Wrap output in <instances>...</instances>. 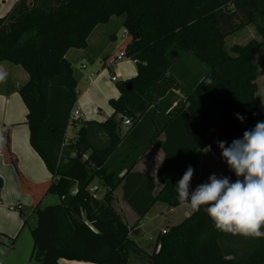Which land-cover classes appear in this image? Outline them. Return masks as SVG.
I'll return each mask as SVG.
<instances>
[{"label":"trees","instance_id":"obj_1","mask_svg":"<svg viewBox=\"0 0 264 264\" xmlns=\"http://www.w3.org/2000/svg\"><path fill=\"white\" fill-rule=\"evenodd\" d=\"M116 17L128 36L114 56L123 51L136 62L132 90L120 85V97L110 101L114 114L105 122H71L79 80L66 55L87 49L93 31ZM236 18L242 20L238 28L254 26L261 41L227 49L230 33L223 28ZM262 47L264 0H18L0 18V64L21 66L29 76L19 89L29 141L52 175L47 182L28 181L11 148L12 127L4 128L1 154L33 199L31 259L129 264L135 255L142 264H264V238L220 232L204 208L161 233L148 254L132 238L136 226L129 227L113 207L121 185L124 201L139 219L157 202L182 206L176 184L189 165L198 164V152L209 147L229 170L216 141L230 144L264 121L254 62ZM237 113L246 119L240 122ZM124 117L132 125L123 136ZM70 125H80L73 139L67 137ZM98 131L107 137L106 147L93 143ZM151 147L165 155L157 195L152 176L133 172ZM94 182L106 189L101 199L89 190ZM2 187L0 177V192ZM49 194L61 203L42 208Z\"/></svg>","mask_w":264,"mask_h":264},{"label":"crops","instance_id":"obj_2","mask_svg":"<svg viewBox=\"0 0 264 264\" xmlns=\"http://www.w3.org/2000/svg\"><path fill=\"white\" fill-rule=\"evenodd\" d=\"M17 1L18 0H0V18L7 15L10 12V10L13 8V6L17 3ZM98 27L90 35L88 39L87 49H84V51L82 52H77V51H74V49H72L67 53L66 57L68 58V56L72 54L80 55V57L86 58L89 62L93 64L99 61L101 65V69L110 70V68H105V64L107 65V63L111 61V59L109 58L111 56H114V54L117 52L116 47H113V44H112V41L116 42L117 35L113 33L110 37V36H107L108 35L107 33L103 36V41H101L99 36L95 34ZM127 59L131 60L129 58ZM124 61L119 62L117 65H120V67L116 71L114 70L111 73L116 74L117 72H119L122 75L121 77H123L124 79L130 78L128 80L130 81L133 77L137 75V66L135 69L129 63L128 67L130 70L127 73L126 68H124V65H126ZM133 62L136 65V62L135 61ZM83 66L84 64L81 67ZM98 75H99V71H97V75H95L94 77L90 76L91 78L87 80L89 82V85H88L89 87L87 86L83 93H81V91L79 90L80 98L78 97V102H79L78 104L80 105V107L78 106L77 109L82 110L83 111L82 116L84 115L88 118L85 121L102 123V122H105L107 119H109L114 114V109L111 106H110L111 109H109L107 105L105 104V101L109 100L108 103L110 105V101L112 99L119 98L120 94L116 92L113 86L112 87L110 86V91L104 97L103 100H96V99L91 100L90 98H88L89 93L91 94L92 92L91 90L93 89L92 87L96 84V82L94 83L93 81L97 80ZM79 79H80V76H79ZM28 80H29V76L27 72L21 66H17L9 62H3L0 64V177L3 180V187L0 192V264H25L26 263V261H24L25 255L23 256V254L20 255L23 258L21 259V261L20 260L17 261L13 258L15 256V253L17 252V249H15V243L13 240H15V237L17 236L21 226L23 227L24 225V222L20 215L24 213V212L22 213L21 211H25V207L23 204L24 203L29 204L33 212L32 196L22 191L20 187V183L18 182V179H17L16 168L13 165L7 163L1 154V141H2V134H3L4 128L9 127V126L12 127L11 148L14 154H16L18 158V169L24 175V177L32 183H43V182L50 181L52 178V175L50 171L48 170V168L46 167L44 161L42 160L40 155L33 149L29 141L30 130L27 124L28 111H27L24 101L22 100L19 94V89ZM128 81H121V79L120 80L118 79V82L115 84H117V87H118L122 84H125ZM91 84H93V86H91ZM94 87L95 88L93 91L97 89L96 86ZM119 91L121 93L120 87H119ZM177 95H180V93L177 92ZM94 104L98 106L100 111L104 110L103 112L101 111L102 114L104 115L108 114L109 116L107 115L106 118L99 119V115L97 114ZM176 105L177 103L174 102L171 109L174 108ZM105 110H106V113H105ZM125 127L126 126L122 125L123 136L127 132V129ZM96 135L98 137L102 136L103 139L105 138L108 144V140L105 134L99 131L96 132L95 135H93L92 141H94V136L96 137ZM160 139L163 140L164 136L162 135ZM153 149H155L156 151L155 159L153 158L154 152H151ZM212 153L215 155L213 151ZM164 157H165L164 152L159 147H151L143 155V157L140 159V161L136 164V166L133 169V172L148 174L154 178L155 187H156L154 191L155 195H157L163 188L162 183H161V178L158 177V171L163 164ZM147 159L152 160L153 162L151 161L150 163L147 164V165H150L149 169L143 170L141 169V167L143 166V162L145 163ZM217 159H218V162H220L218 157ZM196 166H194L193 168H195ZM230 176L232 179H234L235 177L234 175H230ZM195 177H196L195 180H192V183H191V188L194 190L197 185L203 183V180L205 179L206 176L201 179H199V177L197 176ZM119 192H120L119 197L121 199V204L123 207L122 210L124 214L126 215V217L122 215L121 218L124 220V222L129 227H131L132 225L136 223L141 222L143 219H139L138 215L124 201L122 185L116 190L115 195ZM98 193L101 194L100 197H98L101 199L105 195L106 189L100 187V190ZM115 195H114V198H115ZM46 197L47 195L43 198L42 202L44 201ZM42 202H41V205H42ZM19 205L22 206L21 210L19 211L10 210L11 207H17ZM154 206L158 207V209L160 207H163L165 208V210L164 211L158 210V212L156 211V215H154V218L152 219L153 221L158 220L157 216L163 217L162 220L164 221L174 220L176 219V217L173 219V217L171 218L170 215L171 214L175 215L177 212L179 213V209L181 210V208H183L182 209L183 214L182 215L178 214L177 216L178 218L181 217L182 219L180 218L178 219L180 221H177L171 226H167L166 227L167 230L173 226H177L181 224L185 219H187L193 213L190 208L184 205L179 206L177 208H169L166 205L157 202L153 205V207ZM152 208L150 209V211L152 210ZM32 212L30 213V215L32 214ZM146 216L144 218H146ZM139 228L140 226L136 230H138ZM163 230L164 229H162V231ZM157 239H158V236L154 239L156 241L155 248L157 245ZM16 244H17V240H16ZM11 254H12V258H10ZM18 254L20 253L18 252ZM59 264H94V263L77 262V261H69L66 259H61L59 260Z\"/></svg>","mask_w":264,"mask_h":264},{"label":"rangeland","instance_id":"obj_3","mask_svg":"<svg viewBox=\"0 0 264 264\" xmlns=\"http://www.w3.org/2000/svg\"><path fill=\"white\" fill-rule=\"evenodd\" d=\"M241 19L240 18H236L233 23L230 25V27H225L223 28V30L225 32H229L230 34L226 37L225 41H226V48L227 49H231L233 46L235 45H239V46H245L247 45L251 40H258L261 41V37L257 35L256 29L254 26L247 24L243 27H239V24L241 23ZM122 24V18H113L111 20L110 23H108L107 25H100L96 31L95 34H97L100 38L101 41H103V36L105 34L108 33L107 36H110L114 33L117 35V40L116 42L112 41L113 47H116V49H120L121 46L123 45L124 41L127 38V33L125 31V29L121 26ZM95 36V35H94ZM74 51L77 52H82L84 50H76L74 49ZM67 58V57H66ZM70 60V62L73 65V68L75 70V75L77 77V79H79V84H78V91L80 90L81 93H83L86 89V87L89 85V82L87 80H89L91 77L92 73H96L97 71H99V75L97 77V80L93 81L94 83L96 82V84L94 86L97 87V89L95 91L94 90V86L93 84H91V86H93L91 89L92 92L91 94L89 93V97L91 100H103L104 97L109 93L110 91V86L114 87V89L116 90V92L118 94L121 95L120 91H119V87H117V84L111 82L110 78H111V72H113L114 70L116 71L120 65L117 66H113L110 68V70L108 69H101V65L100 62L97 61L95 62V64L89 62L86 58L84 57H80V55H69L68 58ZM124 65V68H126V72L128 73V71L130 70L128 67V64L130 63L133 68L136 69V65L132 60H128L126 59ZM254 62L257 65L258 69H259V73H258V78L256 80V83L258 85V92L256 94V102L259 105H264V47H262L258 53H256V55L254 56ZM84 64V66L86 67V69H82V65ZM108 64V63H107ZM184 67L186 69H190L191 65L190 62H186ZM136 71V70H134ZM135 75V74H134ZM116 76L118 77V79L121 81H128L130 78L128 79H124L123 77H121L122 75L117 72ZM132 77V76H131ZM134 78V77H133ZM132 78V79H133ZM121 84V83H119ZM89 87V86H88ZM91 88V87H90ZM89 91V90H88ZM78 97L80 98V95H78ZM109 100L105 101V104L107 105V107L109 109H111V105H109L108 103ZM79 102L77 101L76 105H75V109H77V107L80 105L78 104ZM111 106V107H110ZM94 107L97 111V114L99 115V119L100 118H106L108 114H102L101 111L99 110L98 106L96 104H94ZM80 110V109H79ZM104 111V110H103ZM102 111V112H103ZM80 112L83 111L80 110ZM106 113V110H105ZM109 113V112H107ZM104 115V116H103ZM109 116V115H108ZM149 118V116H147V119ZM88 118L86 116H82V120H87ZM80 125L76 126V127H71L68 129L67 131V137L73 139L75 137V133L79 130ZM126 129H128V127H125ZM94 135L96 134L95 132L93 133ZM95 146L97 147H106L107 146V141L106 139L102 136L98 137L96 135V137L94 136V141ZM209 148L205 149V150H201L198 152V157H199V161L197 166L194 168V175L192 180H195V176L199 177V179L204 178L203 183L207 182L208 177L215 173L217 176H230L232 175L230 173V171L220 162H218L217 157L212 153V150L210 149V151L208 150ZM151 152H154L153 154V158H156V154H155V149H153ZM114 160V159H113ZM116 161H118L116 159ZM149 161V162H148ZM152 160H146L145 163L143 162V166L141 167V169L143 170H147L150 168V165H147L148 163H150ZM153 162V161H152ZM154 168V166H153ZM152 168V169H153ZM235 176V175H234ZM236 176L234 177V179H232L233 181H235ZM191 180V183H192ZM98 183L94 182L93 186H97ZM101 194H99L98 192L95 194L96 197H100ZM120 192L117 193L115 195L114 198V202H113V207L115 208V210L117 211V213L120 216H125L123 210H122V204H121V199L119 197ZM61 203V199L59 196L57 195H53V194H49L47 195V197L44 199V201L42 202L41 207L45 208L51 205H57ZM25 207V211H21L23 214H20L22 217L23 222L27 221V224L25 226H21L17 236L15 237L14 243H15V249H17V252L15 253V256L13 257L15 260H20L23 259V256L25 255V260L26 263L25 264H37L34 260L31 259V254H32V250H33V239H32V235H31V228L35 225L36 223V219L35 216L33 214L30 215V213L32 212V208L30 207L29 204H23ZM159 206V205H158ZM183 208H181V210L179 209V213L177 212L175 215L171 214V218L173 217V219L176 217V219L171 220V221H164L162 220L163 217L157 216L156 221H153L152 219L154 218V215H156V211H164L165 208L160 207L158 209V207L154 206L152 208V210L147 214L146 218H143V220L139 223H136L134 225H132L131 227H135L133 233H132V238L136 241V243L138 244L139 247H141L145 252H147L148 254H151L154 252L155 250V238L157 236L160 235V233H164L165 231H167V226H171L172 224L176 223L177 221H180L178 219L177 216L182 215L183 214ZM30 215V216H29ZM182 219V218H181ZM129 220V219H128ZM131 221V220H130ZM22 222V224H23ZM140 226V228L138 230H136L138 227ZM162 229H164L162 231ZM160 231V233H159ZM162 231V232H161ZM16 240H17V244H16ZM14 246V244H13ZM18 252L20 254H18ZM10 258H12V254L10 255ZM141 259L139 256H135V255H131L130 260H129V264H142Z\"/></svg>","mask_w":264,"mask_h":264},{"label":"clouds","instance_id":"obj_4","mask_svg":"<svg viewBox=\"0 0 264 264\" xmlns=\"http://www.w3.org/2000/svg\"><path fill=\"white\" fill-rule=\"evenodd\" d=\"M207 84H212L207 78ZM236 119L246 117L237 113ZM227 167L236 176L208 177L191 190L194 168L189 165L176 184L179 202L193 213L204 208L216 230L244 238H264V121L245 130L242 138L216 141ZM210 151V147L208 149Z\"/></svg>","mask_w":264,"mask_h":264},{"label":"built area","instance_id":"obj_5","mask_svg":"<svg viewBox=\"0 0 264 264\" xmlns=\"http://www.w3.org/2000/svg\"><path fill=\"white\" fill-rule=\"evenodd\" d=\"M126 59H127V56L125 55V52H123V51L118 52V53H117V54L111 59V61H110L107 65L105 64V68H111L112 66H116L119 62H122V61H124V60H126ZM82 69H86V67L83 66ZM95 75H97V72H96V73H92V74H91V77H94ZM111 81L114 82V83H117V82H118V77L116 76L115 73H113V74L111 73ZM80 120H82V113H81L78 109H74V110L72 111V113H71L70 121H71V122H78V121H80ZM122 125H123V126H126V127H130V126L132 125V122H131V120H130L128 117H124L123 122H122ZM71 127H72V125H70V126L68 127V129L71 128ZM89 190H90V192H91L92 194L95 195L97 192H99L100 188H99V186L97 185V186H93V187H91ZM73 193H75V191H74ZM21 209H22V206H21V205H19V206H17V207H11V208H10V210H12V211H14V210L19 211V210H21ZM165 232H166V231H165ZM165 232H164V233H165Z\"/></svg>","mask_w":264,"mask_h":264},{"label":"water","instance_id":"obj_6","mask_svg":"<svg viewBox=\"0 0 264 264\" xmlns=\"http://www.w3.org/2000/svg\"><path fill=\"white\" fill-rule=\"evenodd\" d=\"M124 87L126 91H131L132 90V82L128 81L124 84Z\"/></svg>","mask_w":264,"mask_h":264}]
</instances>
